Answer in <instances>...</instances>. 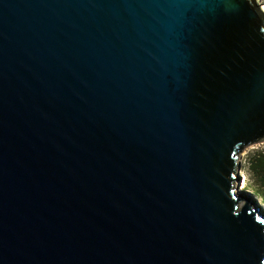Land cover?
<instances>
[{
	"label": "water",
	"instance_id": "water-1",
	"mask_svg": "<svg viewBox=\"0 0 264 264\" xmlns=\"http://www.w3.org/2000/svg\"><path fill=\"white\" fill-rule=\"evenodd\" d=\"M263 141L258 0H0V264H264Z\"/></svg>",
	"mask_w": 264,
	"mask_h": 264
},
{
	"label": "trees",
	"instance_id": "trees-1",
	"mask_svg": "<svg viewBox=\"0 0 264 264\" xmlns=\"http://www.w3.org/2000/svg\"><path fill=\"white\" fill-rule=\"evenodd\" d=\"M248 169L251 170L252 181H247L244 189H249L264 206V148L252 152Z\"/></svg>",
	"mask_w": 264,
	"mask_h": 264
},
{
	"label": "rangeland",
	"instance_id": "rangeland-1",
	"mask_svg": "<svg viewBox=\"0 0 264 264\" xmlns=\"http://www.w3.org/2000/svg\"><path fill=\"white\" fill-rule=\"evenodd\" d=\"M258 3L263 4L264 0H259ZM262 148H264V141L245 146L239 154V173L242 179L239 185V187L242 186V189H240L239 192L246 191V196H251L254 199L258 197L255 196L249 189H244V187H246L247 181H249L250 183L252 181L251 170L248 169L249 156L252 154L253 151Z\"/></svg>",
	"mask_w": 264,
	"mask_h": 264
},
{
	"label": "bare ground",
	"instance_id": "bare-ground-1",
	"mask_svg": "<svg viewBox=\"0 0 264 264\" xmlns=\"http://www.w3.org/2000/svg\"><path fill=\"white\" fill-rule=\"evenodd\" d=\"M258 1H259V0H258ZM263 5H264V3H263ZM242 183H243V182H242ZM243 184H244V183H243ZM241 187H242V186H240V189H242ZM255 199L258 201V203H260V204L262 205V203L259 201L258 198H255ZM260 204H259V205H260Z\"/></svg>",
	"mask_w": 264,
	"mask_h": 264
}]
</instances>
